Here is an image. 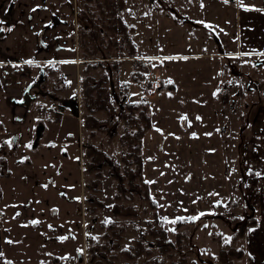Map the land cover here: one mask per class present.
Masks as SVG:
<instances>
[{"label": "rangeland", "instance_id": "obj_1", "mask_svg": "<svg viewBox=\"0 0 264 264\" xmlns=\"http://www.w3.org/2000/svg\"><path fill=\"white\" fill-rule=\"evenodd\" d=\"M220 2L126 0L122 11L133 23L131 35L141 54L138 57L147 65L145 75L162 78L160 83L147 85L144 79L131 80L127 91L130 97L150 100L153 127L144 137V178L158 199L168 236L174 238L177 217H197L183 224L186 236L181 248L160 251L147 229V221L153 219L151 206L139 195L134 200L135 217L112 215L115 180L108 166L103 168L99 193L105 205L90 213L85 196L93 191L86 185L92 175L84 170L82 146L71 139L75 133L83 134V142H99L118 158L122 149L118 135L111 141L103 131L91 136L83 127V118H77L71 108L58 118L33 108L35 122L47 125L45 142L53 146L41 144L39 164L21 161L13 165L11 158L7 164L10 174L7 170L1 177L5 194L2 192L0 200L6 213L2 219L11 226L2 250L10 264H55L57 257L68 264H82L72 259L79 250L86 264H154L160 259L170 264L182 255L187 257L184 264H220V248L229 246L228 238L241 221L254 215L251 207L259 201L257 183L249 179L246 137L251 121L264 106V62L256 64L260 60L249 62L226 53L229 45L219 27L226 7ZM131 62L125 60L124 74ZM62 68L72 78L63 95L67 97L76 91L75 68ZM7 97L0 100V124L7 134L4 157L15 132L24 133L27 128L23 121L15 120ZM117 129L120 133L123 124ZM110 218L117 219L120 233L105 238L104 230L108 235L112 232ZM140 233L150 252L129 256L122 248L130 246ZM243 238L235 245H243ZM234 261L245 264L246 258L234 257Z\"/></svg>", "mask_w": 264, "mask_h": 264}, {"label": "trees", "instance_id": "obj_2", "mask_svg": "<svg viewBox=\"0 0 264 264\" xmlns=\"http://www.w3.org/2000/svg\"><path fill=\"white\" fill-rule=\"evenodd\" d=\"M126 5V0H78L79 12V48L83 57L90 55L100 57H122L121 59L131 62L132 66L127 67L125 81H119L115 76L116 85L126 89V97H121L123 107H120L116 100L112 97L109 91L104 97L102 104L97 108H92L93 103H89V99L99 92L102 95L101 85L98 91L92 90L93 85L89 78L94 79L106 75L105 71L97 73L94 70L103 67L102 61L84 63L81 74L83 76L84 90V111L86 118L83 122V127L89 131L91 136H97L101 131L105 132L110 141L116 135L122 142V149L119 157L116 158L110 151L106 152L99 142L87 141L84 149V170L92 175L90 179L91 188L94 192L91 193L90 211H95L104 207V201L99 196L101 190L102 175L104 166L110 169L111 177L115 180L114 202L111 205L112 213L115 216L135 217L138 213L137 206L134 203L136 195L148 201L152 209V218L147 221L148 232L154 237L160 251L165 253L170 248H181L182 241L186 236L182 226L189 221H193L190 216L183 215L184 219L176 218V224L173 228L174 238L168 236L169 230L164 225L165 218L161 216L158 209V199L153 196L150 181L144 178L143 145L146 132L153 127V119L149 99L134 98L128 96L130 81H142L145 77L147 65L141 60V56L137 52L138 47L133 39L131 32L133 31V23L127 21L122 15V10ZM138 53V54H137ZM131 57V58H130ZM121 61L112 59L110 66L113 70L119 73L121 70ZM103 69V68H102ZM90 70H93L91 72ZM116 72V75H117ZM100 80V78H99ZM146 83L145 85H147ZM113 87V84H112ZM107 88V86H106ZM162 88V86H161ZM109 98V102L106 100ZM110 109L103 110L105 107ZM102 113L105 111L108 123L99 125L92 122L90 117H97L94 111ZM109 114V115H108ZM123 124V129L119 133L117 127ZM86 170V171H87ZM94 183L96 186L93 187ZM189 220V221H188ZM108 229L112 232L108 235V230H104L105 238L108 236H117V219H110ZM256 223L254 215L249 216L245 221H241L231 234V242L229 246L220 248L218 252V260L220 264H235L234 257L241 258L245 256V248L243 245L236 246L235 242L239 237H244L248 227ZM101 224L105 226L106 222ZM130 246H124L122 250L129 256H139L143 253H149L150 249L145 244L142 233H140ZM118 245V244H117ZM103 246V245H102ZM106 246V245H105ZM104 251V250H102ZM187 257L172 259L170 264H184ZM111 262V261H110ZM148 264H150L148 262ZM154 264H163L162 259L154 262Z\"/></svg>", "mask_w": 264, "mask_h": 264}, {"label": "crops", "instance_id": "obj_3", "mask_svg": "<svg viewBox=\"0 0 264 264\" xmlns=\"http://www.w3.org/2000/svg\"><path fill=\"white\" fill-rule=\"evenodd\" d=\"M221 1V6L226 7V12L223 11V16H226L224 19L220 17L223 26L219 27L224 29L229 45L226 53L239 55L249 62L261 60L263 63L264 0ZM77 22V0H0L2 82L5 81L2 76L4 70L12 63L27 65L31 75L38 72V63L64 60H75L78 63ZM5 87L0 89V100L8 95L5 102L9 104L10 94ZM1 109L3 105L0 103ZM12 109L14 112L13 106ZM6 139L7 134L0 124V146ZM246 140L249 179L257 183L259 201L251 207L256 223L247 228L243 238L245 264H264V106L251 121ZM95 212L97 210L90 213Z\"/></svg>", "mask_w": 264, "mask_h": 264}, {"label": "flooded vegetation", "instance_id": "obj_4", "mask_svg": "<svg viewBox=\"0 0 264 264\" xmlns=\"http://www.w3.org/2000/svg\"><path fill=\"white\" fill-rule=\"evenodd\" d=\"M77 33H78V46H79V12H78V0H77ZM79 62H74L75 60H64L68 61V63H61V61H47L44 63H38L39 70L36 74L31 75L28 71V66L20 63H12L6 70H4L3 77L5 79L4 82H2V79L0 77V89H4L3 85H6L5 89H7V92H9V99L10 103L14 108V118L15 120L19 119L24 122V124L27 126L26 129L18 130L15 132L13 141L8 146V154L6 157L2 155V149L6 147L7 140L1 144L0 146V176L2 177L3 173H6L9 169V161L11 158H13V165L19 164L21 161L22 163H28L31 164H39L41 154L39 153V150H41V144L44 142L45 144H48L51 146L52 143H46L45 139H47L48 134L46 133L47 125L41 121L35 122L34 120V109L36 108L38 111H41L40 113L44 115L42 112L45 113L51 112L53 113L56 118L58 116L63 117V113L68 109L71 108V112L76 114V117L83 118V122L86 118V114L84 111V99H85V93L83 90V76L81 75V67L84 65V63L88 60L89 62L93 61H102V66L97 69H101V71H105L106 75H104L102 78H89L91 84L93 85L92 90L98 91L100 86L102 85V95L96 93L93 97L89 99V103L92 104V108H98L104 99V97L107 95V93L110 91L112 94V97L116 100V102L119 104L120 107H123L121 97L126 94V89L124 87H121L120 85H116L115 76L119 79V81H125V75L123 74L122 77V71H123V64L125 62V59H121L122 57H116L121 62V70L118 73L117 70H113L110 66V61L112 59H116L115 57H100L95 55H90L88 57H83V55L80 52L79 48ZM76 64H78V67H76ZM62 66H68V67H74L75 73H73V86L75 82L76 91L72 92L71 95H68L67 97L63 96L64 93L67 90V88L71 84V77H69V72L64 71ZM103 68V69H102ZM60 69V70H59ZM95 69L94 71L97 72ZM117 72V75H116ZM75 75V80H74ZM100 78V80H99ZM113 84V87H112ZM107 86V88H106ZM78 87V88H77ZM71 97V98H70ZM106 100L109 102V98H106ZM37 104V105H36ZM108 107H105L103 110L110 109L109 103ZM34 108V109H33ZM99 109L94 111V115L97 117H90L92 118L94 123H98L99 125H105L108 123L107 114H103L101 116V113L98 111ZM105 113V111H103ZM109 115V114H108ZM34 120V121H33ZM82 122V123H83ZM42 127V128H41ZM74 139H71V142H78L82 146V160L84 157V142H83V134L75 133ZM64 139V138H63ZM28 145H31L29 147ZM53 146V144H52ZM65 153V152H64ZM33 154V155H32ZM39 160V161H37ZM37 161V162H36ZM84 164V161H83ZM85 167V164L83 165ZM8 174H10V171L8 170ZM113 180V178H112ZM87 189L91 188L90 180H87L86 182ZM96 186V183H94L93 187ZM93 189V188H92ZM5 194L4 188L0 186V196ZM94 190L92 191V193ZM99 193H101L99 191ZM87 198V201L92 198V195L90 197L87 195L85 196V199ZM104 201V200H103ZM90 202V201H89ZM114 202V200H113ZM112 202V203H113ZM0 203L3 206L2 199L0 200ZM82 203V202H81ZM105 205V203H104ZM112 205V204H111ZM85 206V205H84ZM82 207V206H81ZM54 209L51 208V210ZM85 209V208H84ZM53 211H51L52 213ZM112 212V210H111ZM5 211L0 208V264H10V259L7 256L6 259H4V250L3 245L7 240H9L10 235V227L8 226V223L6 220L2 219L5 216ZM113 216H115L112 213ZM110 220V219H109ZM137 236H135L136 238ZM110 238V237H109ZM134 238V239H135ZM75 255V258H74ZM73 255V263H84V257L82 250L77 251ZM54 261H56L55 264H68L67 261H65L64 258L57 257L54 258ZM43 262H41L42 264Z\"/></svg>", "mask_w": 264, "mask_h": 264}, {"label": "built area", "instance_id": "obj_5", "mask_svg": "<svg viewBox=\"0 0 264 264\" xmlns=\"http://www.w3.org/2000/svg\"><path fill=\"white\" fill-rule=\"evenodd\" d=\"M144 82L145 83H151V82L160 83L161 82V76L157 75V74L153 75L151 73H148L144 77Z\"/></svg>", "mask_w": 264, "mask_h": 264}, {"label": "snow or ice", "instance_id": "obj_6", "mask_svg": "<svg viewBox=\"0 0 264 264\" xmlns=\"http://www.w3.org/2000/svg\"><path fill=\"white\" fill-rule=\"evenodd\" d=\"M225 2H227V0H225ZM33 11H35V9H33ZM9 30H11V29H9ZM166 59H171L170 57H168V58H166ZM186 59V58H185ZM26 63H32V61H26ZM61 63H68V61H61ZM169 83H171V81H169ZM197 119H200V117H197ZM196 134L195 133H193V136H195ZM207 135H210V133L209 134H207ZM29 147H31V145H28ZM256 175L257 176H259L260 175V173H256ZM46 187V186H45ZM201 215H203V214H201ZM178 219H184L183 217H179ZM191 219L192 220H195V219H197V217H191ZM173 222H175V221H173ZM32 223H37V221H33ZM61 239H64V238H61ZM228 239H231L230 237L228 238ZM226 243H227V240L225 241ZM0 255H2V254H0Z\"/></svg>", "mask_w": 264, "mask_h": 264}, {"label": "water", "instance_id": "obj_7", "mask_svg": "<svg viewBox=\"0 0 264 264\" xmlns=\"http://www.w3.org/2000/svg\"><path fill=\"white\" fill-rule=\"evenodd\" d=\"M262 61L260 60V61H257L256 62V64H259V63H261ZM124 98L126 97L125 95L123 96ZM42 128V127H41Z\"/></svg>", "mask_w": 264, "mask_h": 264}]
</instances>
